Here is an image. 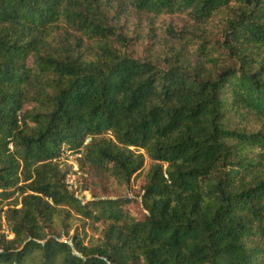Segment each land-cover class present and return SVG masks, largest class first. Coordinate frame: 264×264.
Here are the masks:
<instances>
[{
  "label": "trees",
  "instance_id": "1",
  "mask_svg": "<svg viewBox=\"0 0 264 264\" xmlns=\"http://www.w3.org/2000/svg\"><path fill=\"white\" fill-rule=\"evenodd\" d=\"M1 219L0 264H264V0H0Z\"/></svg>",
  "mask_w": 264,
  "mask_h": 264
},
{
  "label": "rangeland",
  "instance_id": "2",
  "mask_svg": "<svg viewBox=\"0 0 264 264\" xmlns=\"http://www.w3.org/2000/svg\"><path fill=\"white\" fill-rule=\"evenodd\" d=\"M181 20H175V23L180 24ZM79 154L73 153L71 151H64L61 155L57 158L58 162L60 163V167L67 171L65 180L68 179V189L73 191L75 196L81 200V202H85L91 199V194L89 191L81 190L79 187V178L81 176V172L78 168V160ZM8 200H4L3 203L6 204ZM0 228L2 231L6 232V225L4 220L1 219L0 221Z\"/></svg>",
  "mask_w": 264,
  "mask_h": 264
},
{
  "label": "built area",
  "instance_id": "3",
  "mask_svg": "<svg viewBox=\"0 0 264 264\" xmlns=\"http://www.w3.org/2000/svg\"><path fill=\"white\" fill-rule=\"evenodd\" d=\"M65 182H66L67 185H70V183H71V182L68 183L69 182L68 179H66Z\"/></svg>",
  "mask_w": 264,
  "mask_h": 264
}]
</instances>
